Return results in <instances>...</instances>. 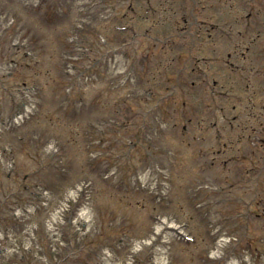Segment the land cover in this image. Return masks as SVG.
Masks as SVG:
<instances>
[{
  "label": "rangeland",
  "instance_id": "374dc122",
  "mask_svg": "<svg viewBox=\"0 0 264 264\" xmlns=\"http://www.w3.org/2000/svg\"><path fill=\"white\" fill-rule=\"evenodd\" d=\"M117 1L0 0V264H240L250 254L264 264V175L259 186L254 176L264 164V141L251 150L264 123L258 78L237 72L228 78L213 65L209 77L179 74L181 84L167 63L153 62L176 53H159L148 36L139 39L138 53L134 46L111 53L100 32L109 46L132 39L115 29L131 16L127 6L116 15L128 17L114 16L109 3ZM154 1L137 0L138 14L146 16ZM168 7L160 13L171 17L168 30L158 31L196 43L197 57L203 42L193 17L227 22L236 33L249 19L264 23V0H169ZM180 15L190 16L180 23L189 28L183 35L174 30ZM99 19L107 24L96 30ZM140 25L148 27L143 19ZM258 26H250L248 39L237 38L251 41L249 64L260 66ZM228 45L220 41L213 55H225ZM197 68L207 65L198 61ZM220 89L233 97L216 102ZM149 91L173 96L158 104ZM214 121L223 141L207 129ZM218 142L225 151L217 156ZM200 148L207 158H194ZM247 166L255 170L244 174ZM182 223L195 242L173 240L167 226ZM222 234L236 236L238 245L224 243Z\"/></svg>",
  "mask_w": 264,
  "mask_h": 264
},
{
  "label": "flooded vegetation",
  "instance_id": "af4514ba",
  "mask_svg": "<svg viewBox=\"0 0 264 264\" xmlns=\"http://www.w3.org/2000/svg\"><path fill=\"white\" fill-rule=\"evenodd\" d=\"M226 24H228L229 26L225 27ZM238 24H239V19H238ZM241 24H242V22H240V25ZM244 24L247 26L238 28L237 33L235 31L234 26H231V24H229L227 22H225L221 26L219 25L218 27L206 26L207 35H211L210 29H216L215 30V36L213 37V40H216L218 43V44H216L214 41H210V42H208V45H212L213 46L212 48L215 50H216L217 45H218V47H220V41H221L222 45H224L225 42H228L229 45L226 46L227 48L232 45L233 46L232 48L229 47L228 50L224 51L225 55L222 56V58L219 60L220 62L223 63L220 65V67L223 68L224 71L228 72V74H227L228 78L230 76H232V74L234 76V73H236V72L238 73L239 76L241 73L251 74L252 76H255L256 78H258L256 80H254V82L257 83L259 85V87H261V89L262 88L264 89V64H262L260 66L256 65L255 63L249 64L247 51L250 50V47H248V45H249V42H251V41L241 40V38H237V36H239V37L244 36L243 37L244 39H248L247 36L251 33L250 26L253 25V28H255L258 25L254 21H250V20H247L246 23H244ZM260 24L261 25H260V27L258 26V30L260 31V34H264V23L261 22ZM257 38H258V36L254 35L251 37V40H256ZM232 41H235V43H232ZM244 47H248V49H246ZM255 51L256 50H252L251 53L253 54ZM259 54H262L264 56V47L259 51ZM254 56H257V55H254ZM227 66H229L230 68H228ZM220 71L222 72V70H220ZM251 84H252V82L251 83L249 82L245 86L248 88L251 86ZM240 101L242 102L243 99H240ZM254 107H255V105H254ZM258 112L253 111L252 117L255 119H258L256 116H254ZM259 115L262 118H264V113H263V115L262 114H259ZM263 124L258 128V130L256 128L255 129L253 128V129L257 130V132L259 134L262 133L264 135V129L262 128Z\"/></svg>",
  "mask_w": 264,
  "mask_h": 264
}]
</instances>
